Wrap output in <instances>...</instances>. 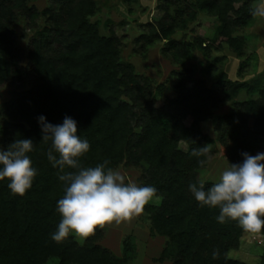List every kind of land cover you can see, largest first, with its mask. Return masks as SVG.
I'll use <instances>...</instances> for the list:
<instances>
[{
  "label": "trees",
  "instance_id": "1",
  "mask_svg": "<svg viewBox=\"0 0 264 264\" xmlns=\"http://www.w3.org/2000/svg\"><path fill=\"white\" fill-rule=\"evenodd\" d=\"M50 1L53 6L39 11L28 0H0V87L24 80L29 70L35 73L32 88L9 105H0V146L32 139L29 155L37 169L32 187L23 196L11 192L7 179L0 181V264H131L138 254L130 233L123 240V255L114 256L96 243L104 230L99 227L82 244L74 236L61 243L51 240L61 219L56 202L63 197L65 184L58 178L60 170L47 158L51 141H42L40 115L53 124L62 123L66 115L77 121L78 135L90 144L80 158L83 166L107 160V167L113 169L124 162L141 169L142 186L155 187V195L162 199L159 204H146L142 217L165 238L159 261L249 264L229 254L247 232L234 220L217 222L219 209L200 206L188 185L198 184L197 175L215 155L211 138L201 127L210 118L219 140L235 142L226 155L229 165L242 162V152L255 155L264 140V87H259V97L237 101L245 82L221 79L208 87L191 74L179 75L176 96L162 98L163 85L155 86L136 73L132 63L122 60L117 34H100L98 22L91 21L98 0ZM253 1L180 0L174 10L161 4L147 43L167 39L163 51L176 60L192 58L194 48L210 58L223 43L242 57L245 37L235 33L253 19ZM200 11L215 16L216 34L176 41L172 35L177 28ZM21 14L34 26L41 14L50 20L32 38L29 68L21 65L15 46L13 26ZM224 100L234 101L230 113L214 115ZM202 148L207 151L192 154L193 149ZM214 183L207 181L205 189ZM260 264H264V252Z\"/></svg>",
  "mask_w": 264,
  "mask_h": 264
},
{
  "label": "rangeland",
  "instance_id": "2",
  "mask_svg": "<svg viewBox=\"0 0 264 264\" xmlns=\"http://www.w3.org/2000/svg\"><path fill=\"white\" fill-rule=\"evenodd\" d=\"M165 1L167 0H98L99 7L90 19L92 22H98L100 34L110 35L112 32L117 34L121 41L122 60L132 63L136 73L148 78L155 86L163 85L165 89L162 98L175 97V84L180 80L179 75L190 74L193 79H203L208 87L221 79L245 82L246 86H243L244 88L235 99L237 101L259 97L260 88L264 87V17L254 16L247 26L235 33L245 37L246 49L242 57L223 43L221 49L212 51L210 58L204 56L199 48H194L192 58L176 60L171 52L163 51L167 39L147 43V38L153 33L151 23L161 15L158 7L166 3L174 10L176 4H181L180 0L176 2L168 0L169 4ZM261 2L262 0H254L253 7H257ZM28 5L36 7L39 11L53 6L50 0H28ZM54 8L57 6L54 5ZM35 22L36 26L31 25L28 17L21 14L18 22L13 26L15 46L19 52L21 65L28 68L27 55L32 38L38 29L49 24V16L41 14ZM216 24L217 20L214 15L200 11L195 19L188 21L182 28H177L172 37L176 41H190L198 35L213 37L216 34ZM213 61L216 62L215 65ZM34 78V71L29 70L24 80H16L12 84L1 86L0 105H9L18 94L32 88ZM125 97L127 98L126 95ZM233 102L227 100L220 102L214 115L230 113ZM253 123L254 120L250 118V124L253 125ZM215 125L212 118L201 124L203 132L211 138L210 147L215 151V155L208 160L207 166L197 175L198 180L204 183L212 180L213 182L219 181L222 172L230 166L226 155H229L235 146L232 139L225 142L219 140ZM181 147L187 149V145L183 142H181ZM259 152H264V140L255 155ZM115 170L121 172L126 182L142 186L141 169L124 162ZM161 201L160 196L154 195L149 203L159 204ZM142 217L143 213L127 220L113 221L105 225L96 243L109 249L114 256H121L123 255V240L131 233L134 235L138 252L131 264H173L171 260H158L160 251L165 245V238L153 232L149 221L145 218L143 220ZM75 239L82 244L87 238L75 237ZM263 252L264 233L247 232L241 237L238 248L229 254L249 264H260Z\"/></svg>",
  "mask_w": 264,
  "mask_h": 264
},
{
  "label": "clouds",
  "instance_id": "3",
  "mask_svg": "<svg viewBox=\"0 0 264 264\" xmlns=\"http://www.w3.org/2000/svg\"><path fill=\"white\" fill-rule=\"evenodd\" d=\"M252 15L264 17V0L252 10ZM37 120L42 141H51L47 158L60 170L58 178L65 184L64 195L56 202L61 219L51 240L61 243L70 236L86 239L98 227L144 212L156 193L155 187L126 182L120 171L107 167V160L83 166L80 158L90 144L78 135L77 121L72 117L66 115L60 124L48 122L44 115ZM33 145L32 139L21 138L7 147L0 146V181L7 179V187L14 195L23 196L37 176L29 155ZM206 151L193 149L192 154ZM241 155L242 162L230 163L211 187L205 189L201 180L190 183L188 188L200 206L219 209L217 222L234 220L245 232L259 233L264 227V152Z\"/></svg>",
  "mask_w": 264,
  "mask_h": 264
},
{
  "label": "crops",
  "instance_id": "4",
  "mask_svg": "<svg viewBox=\"0 0 264 264\" xmlns=\"http://www.w3.org/2000/svg\"><path fill=\"white\" fill-rule=\"evenodd\" d=\"M163 250V249H162ZM162 250L160 251V253L162 252Z\"/></svg>",
  "mask_w": 264,
  "mask_h": 264
}]
</instances>
